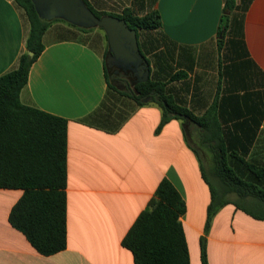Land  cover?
<instances>
[{
    "label": "crops",
    "instance_id": "0c3cea01",
    "mask_svg": "<svg viewBox=\"0 0 264 264\" xmlns=\"http://www.w3.org/2000/svg\"><path fill=\"white\" fill-rule=\"evenodd\" d=\"M88 1L108 13L156 10L157 48L145 55L150 76L192 116L216 115L209 127L231 133L220 145H250L244 162L252 169L230 153L224 158L243 168V177H264V0L248 1L237 34L226 33L222 45L225 0ZM28 32L25 11L15 0H0V75L17 66ZM43 43L20 100L67 120V246L39 253L9 222L23 189L0 188V264H135L122 240L164 178L185 201L180 220L190 264H202L203 236L208 264H264V217L250 212L260 203L225 190L215 172L217 140L202 141L205 128L193 119L187 133L177 117L157 131L163 115L157 101L139 104L109 88L104 31L57 20ZM213 185L227 202L206 231Z\"/></svg>",
    "mask_w": 264,
    "mask_h": 264
},
{
    "label": "trees",
    "instance_id": "16d2710c",
    "mask_svg": "<svg viewBox=\"0 0 264 264\" xmlns=\"http://www.w3.org/2000/svg\"><path fill=\"white\" fill-rule=\"evenodd\" d=\"M84 1L98 16L110 14L125 19L130 27L136 29L139 47L144 55L157 48L152 30L160 27L161 18L156 10L137 15L127 7L121 13H108L96 10L88 0ZM248 1L225 0V10L229 13L223 14L221 19L220 45L226 33L232 36L237 34L236 29L240 27L242 12ZM15 2L25 11L29 32L26 51L20 55L17 66L0 75V188L23 189L22 195L9 212V222L25 234L39 253L51 255L67 246V120L33 105L24 104L20 100V92L27 84L32 63L44 48L43 36L53 20L63 21L82 31L95 27H79L61 18L42 19L32 0ZM105 37L107 39L106 34ZM229 40L231 39L227 41ZM236 41L240 42V39ZM28 51H32L33 55L30 56ZM107 52L108 43L104 64L109 88L133 98L139 104H143L142 97L154 91L158 99L152 100L157 101L163 109L157 131L169 119L177 117L183 120L187 133V121L196 120L205 128L201 134L202 141L215 139L216 148L221 149V153L216 154L214 159L215 172L225 185V190L241 197H254L260 206H255L250 212L257 217H264V185H261L264 177L260 180L251 176L243 177L244 169L232 167L224 158V154L230 153L252 169L249 163L244 162L250 145H220L221 136L226 138L231 133L222 131L219 126L209 127L208 123L217 121L216 115L209 113L200 118L192 116L189 111L175 104L165 83L157 80L154 74L144 82H137L134 93L118 88L112 82L111 71L106 66ZM232 132L234 137L235 131ZM214 188L213 185L206 231L214 214L227 202L218 199L220 195ZM185 209V201L179 191L164 178L148 207L141 211L122 240L123 245L133 253L135 264H190L189 249L180 220ZM201 260L202 264H208L204 236L201 237Z\"/></svg>",
    "mask_w": 264,
    "mask_h": 264
},
{
    "label": "water",
    "instance_id": "95a60500",
    "mask_svg": "<svg viewBox=\"0 0 264 264\" xmlns=\"http://www.w3.org/2000/svg\"><path fill=\"white\" fill-rule=\"evenodd\" d=\"M42 19L61 18L79 27H100L107 36L108 52L105 62L108 67L131 69L144 82L150 77V65L141 52L135 28L115 15L98 16L84 0H32ZM30 56L32 51H28ZM157 98V97H156ZM150 100V97L144 101ZM188 119L187 116H184Z\"/></svg>",
    "mask_w": 264,
    "mask_h": 264
},
{
    "label": "flooded vegetation",
    "instance_id": "af4514ba",
    "mask_svg": "<svg viewBox=\"0 0 264 264\" xmlns=\"http://www.w3.org/2000/svg\"><path fill=\"white\" fill-rule=\"evenodd\" d=\"M108 69H110L111 71V79L115 86L120 89H128L132 93L136 92L135 85L137 82H139V77L135 74L134 71H132L131 69H124L115 65L108 67ZM148 97H150V99L157 97L156 99H158V96L154 94V91H151L148 96L142 97L141 100H145Z\"/></svg>",
    "mask_w": 264,
    "mask_h": 264
},
{
    "label": "rangeland",
    "instance_id": "374dc122",
    "mask_svg": "<svg viewBox=\"0 0 264 264\" xmlns=\"http://www.w3.org/2000/svg\"><path fill=\"white\" fill-rule=\"evenodd\" d=\"M54 21H57V20H53V22H54ZM95 28H96V29H99V30L102 31V32L104 31V30L101 29L100 27H95ZM212 180H213V179H212ZM233 197H234V195H233Z\"/></svg>",
    "mask_w": 264,
    "mask_h": 264
}]
</instances>
